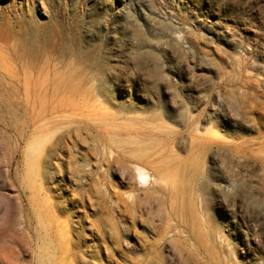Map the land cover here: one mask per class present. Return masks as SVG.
Here are the masks:
<instances>
[{
	"label": "rangeland",
	"instance_id": "1",
	"mask_svg": "<svg viewBox=\"0 0 264 264\" xmlns=\"http://www.w3.org/2000/svg\"><path fill=\"white\" fill-rule=\"evenodd\" d=\"M33 45L32 79L49 78L37 91L50 96L64 75L79 91L99 89L108 106L99 121L142 126L177 158L172 195L141 189L119 211L105 183L125 193L130 172L114 164L86 175L73 154L52 179L63 208L72 194L91 198L74 212L86 233L119 239L121 264H264V0H0L2 235L8 206L28 215L18 177H7L5 127L22 120L15 53ZM78 146L104 162L92 130Z\"/></svg>",
	"mask_w": 264,
	"mask_h": 264
},
{
	"label": "bare ground",
	"instance_id": "2",
	"mask_svg": "<svg viewBox=\"0 0 264 264\" xmlns=\"http://www.w3.org/2000/svg\"><path fill=\"white\" fill-rule=\"evenodd\" d=\"M33 46L15 53L25 75L23 82L21 75L14 79L25 93L19 109L22 120L7 123L5 127L10 134L9 141H13L12 156L6 163L7 177H18L20 184L16 197L21 205L25 201L28 215L22 221L13 216V208L7 207L9 212L5 223L13 225L8 234L0 233V264H121L115 257L116 249H120L119 239L110 241L86 233L78 218H74L75 209L85 208L91 201L90 197L72 194L70 204L62 207L56 198L57 184L52 179L55 172H59L60 183L64 176L62 164L73 159V154L84 157L86 175L96 168L107 173L114 164L122 167V172L126 169L135 186L131 190L122 193L117 184L105 183L109 198L114 197L119 210L128 201L135 203L136 191L141 189L148 193L172 195L177 158L172 152L167 154L163 136L151 139L142 126L132 131L123 124L114 126L109 122L107 126L105 121H99L108 113L107 102L100 97L103 94L99 89L79 91L76 89L79 83L70 82L64 75L57 83L54 79L50 96L46 90L37 91V87L49 85V78L45 75L47 77L43 79H32L40 69L33 64L39 56L38 49ZM89 130L98 138L106 155L105 166L102 159L78 146L82 145V134ZM23 145L27 147L23 149ZM16 156L22 157V161L15 160ZM24 160L26 165L21 168L20 162ZM16 208L19 207L15 205ZM128 224L125 222L124 226ZM2 244L8 247L6 251H1ZM25 256H30L31 261H24Z\"/></svg>",
	"mask_w": 264,
	"mask_h": 264
}]
</instances>
